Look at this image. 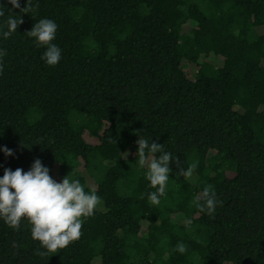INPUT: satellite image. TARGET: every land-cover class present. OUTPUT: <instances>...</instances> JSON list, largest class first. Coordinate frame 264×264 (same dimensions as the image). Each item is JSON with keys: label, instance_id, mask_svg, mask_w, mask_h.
<instances>
[{"label": "trees", "instance_id": "trees-1", "mask_svg": "<svg viewBox=\"0 0 264 264\" xmlns=\"http://www.w3.org/2000/svg\"><path fill=\"white\" fill-rule=\"evenodd\" d=\"M31 4L21 14L0 0V149L13 153L0 151V178L39 160L101 204L80 239L49 258L26 220L14 230L0 219V264H264V0ZM40 19L58 26L55 66L27 35ZM138 132L173 157L159 205L136 162ZM193 162L191 180L177 176ZM208 184L214 216L191 204Z\"/></svg>", "mask_w": 264, "mask_h": 264}, {"label": "clouds", "instance_id": "clouds-1", "mask_svg": "<svg viewBox=\"0 0 264 264\" xmlns=\"http://www.w3.org/2000/svg\"><path fill=\"white\" fill-rule=\"evenodd\" d=\"M12 9H20L21 14L35 11L31 0H26L23 8L19 0H8ZM38 7V6H36ZM12 12L11 9H9ZM5 11L0 10V16ZM7 30L3 31V37L7 39L16 32L19 25L23 23L21 15H10L6 20ZM57 24L50 19H40L35 23L27 35L35 39L37 47H45L42 59L48 66H55L61 59V50L52 43L57 32ZM7 55L0 50V58ZM3 65L0 64V73ZM140 137L136 158L138 167L146 168L145 178L150 182V187L156 191L148 194L151 205H159L160 197L166 194L167 182L173 157L169 152L163 151V145L150 142ZM6 156L13 155L12 150L0 149ZM160 153L159 156L156 154ZM127 154V153H126ZM197 163L193 162L188 167L180 168L177 176L191 180ZM220 201L217 199L215 189L208 184L203 187L200 194L195 197L191 204L199 212L214 216ZM101 204L100 197L95 190L86 192L79 179L65 176L61 182H55L49 175V170L36 160L31 169L24 172L22 169L11 171L5 169L0 178V219L11 229H19L21 221L26 220L30 227L31 238L39 242L37 254L41 257H50V253H57L67 248L70 244L78 241L81 236V228L84 221L91 217L98 205ZM191 220L187 221L190 226ZM13 247H18L15 242ZM176 251L183 254L187 251L186 245L178 243Z\"/></svg>", "mask_w": 264, "mask_h": 264}, {"label": "rangeland", "instance_id": "rangeland-1", "mask_svg": "<svg viewBox=\"0 0 264 264\" xmlns=\"http://www.w3.org/2000/svg\"><path fill=\"white\" fill-rule=\"evenodd\" d=\"M186 76L189 80H193L194 78V72H195V68L194 66L192 65H186ZM37 118V115L32 112L30 115H29V118H28V122H30L31 124L35 121V119Z\"/></svg>", "mask_w": 264, "mask_h": 264}]
</instances>
